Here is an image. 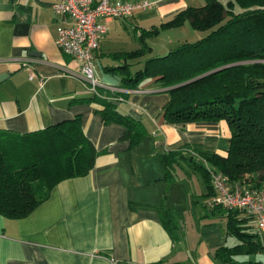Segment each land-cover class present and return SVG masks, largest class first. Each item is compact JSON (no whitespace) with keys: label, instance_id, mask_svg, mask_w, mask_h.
I'll return each instance as SVG.
<instances>
[{"label":"crops","instance_id":"crops-1","mask_svg":"<svg viewBox=\"0 0 264 264\" xmlns=\"http://www.w3.org/2000/svg\"><path fill=\"white\" fill-rule=\"evenodd\" d=\"M152 1L128 17L100 18L107 31L94 72L100 82L127 89L124 99L114 103L146 129L143 138L130 143L121 138L122 124L103 122L101 103L73 74L77 60L56 45L58 17L52 0H0V131L22 134L79 115L98 151L88 173L58 182L26 216L0 214V264H147L161 259L223 264L215 248L237 242L226 234L224 210L208 208L213 192L207 193L203 175L185 156L177 155L178 164L168 173L162 162L163 153L182 150L183 144L225 155L230 135L226 122L168 123L162 110L169 94L160 82L145 77L133 87L123 86L122 66L128 64L133 73L145 59L206 33L188 21L159 27L205 0ZM153 27L158 32L145 37L146 53L123 57L140 48L141 32ZM24 58H32L30 70L22 66ZM161 208L176 221L177 241L160 217ZM248 224L256 230L252 220Z\"/></svg>","mask_w":264,"mask_h":264},{"label":"trees","instance_id":"trees-1","mask_svg":"<svg viewBox=\"0 0 264 264\" xmlns=\"http://www.w3.org/2000/svg\"><path fill=\"white\" fill-rule=\"evenodd\" d=\"M184 21L206 33L145 59L143 67L133 73L128 64L122 66L123 86L133 87L145 77L160 82L169 94L162 110L168 123L226 122L230 135L225 155L192 146L194 155L191 145L183 144L182 150L162 154L166 172L178 164L177 155L185 156L203 175L208 194L213 189L204 162L230 180L257 186L264 181V0H205L203 5L180 10L159 27ZM157 32L158 27L143 30L142 46L123 57L143 56L145 37ZM100 92L104 94L93 98L102 105L98 111L103 122L122 124L121 138L137 143L146 134L144 124L117 109L111 98L117 93ZM97 153L79 115L22 134L0 131V214L26 216L58 182L88 173ZM223 214L226 234L237 242L215 248L214 255L223 264H264L252 258L264 252V241L257 228H249L251 219L235 211L224 210ZM160 217L172 240L177 241V224L170 211L161 208ZM147 264L177 263L161 259Z\"/></svg>","mask_w":264,"mask_h":264},{"label":"built area","instance_id":"built-area-1","mask_svg":"<svg viewBox=\"0 0 264 264\" xmlns=\"http://www.w3.org/2000/svg\"><path fill=\"white\" fill-rule=\"evenodd\" d=\"M152 0H52L51 9L58 17L55 43L58 48L77 60L79 67L73 72L93 95H102L101 90L117 93L115 102L123 100L127 89L99 81L94 72V59L101 37L106 33L105 21L100 18L128 17L137 9L152 6ZM32 58H24L22 66L30 70ZM33 72L29 73L32 78ZM193 153V152H192ZM213 194L207 201L210 209L221 208L235 211L250 218L264 241V181L250 186L241 180H230L216 169H209Z\"/></svg>","mask_w":264,"mask_h":264},{"label":"rangeland","instance_id":"rangeland-1","mask_svg":"<svg viewBox=\"0 0 264 264\" xmlns=\"http://www.w3.org/2000/svg\"><path fill=\"white\" fill-rule=\"evenodd\" d=\"M227 0H224V2H226ZM153 40H159V38L157 37V38H154ZM192 146H194V145H191V147ZM190 147V148H191ZM191 152H193V154L195 155L196 154V151L193 149V147H192V150L191 149H189ZM206 150V149H205ZM210 173V172H209ZM197 174V176H199L198 175V173H196ZM200 179V178H199ZM193 187H194V184H193ZM252 258L253 259H256V260H262V261H264V252H260V253H258V254H255V255H252Z\"/></svg>","mask_w":264,"mask_h":264}]
</instances>
